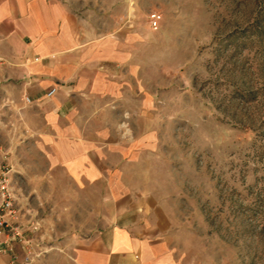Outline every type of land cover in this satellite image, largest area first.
<instances>
[{"label":"rangeland","instance_id":"rangeland-1","mask_svg":"<svg viewBox=\"0 0 264 264\" xmlns=\"http://www.w3.org/2000/svg\"><path fill=\"white\" fill-rule=\"evenodd\" d=\"M61 1L84 36L129 49L117 124L127 122L125 143L148 146L142 170L173 212L176 264H264V0ZM9 104L0 95L17 215L0 231V257L58 264L100 224L102 200L90 197L100 190L50 169L20 115L16 135Z\"/></svg>","mask_w":264,"mask_h":264},{"label":"crops","instance_id":"crops-1","mask_svg":"<svg viewBox=\"0 0 264 264\" xmlns=\"http://www.w3.org/2000/svg\"><path fill=\"white\" fill-rule=\"evenodd\" d=\"M130 66L124 44L84 36L61 0H0V95L16 135L20 115L27 144L50 169L80 191L99 188L90 197L104 206L100 224L74 239L58 264H176L179 257L173 212L142 170L148 146L115 132L131 97L123 74Z\"/></svg>","mask_w":264,"mask_h":264},{"label":"built area","instance_id":"built-area-1","mask_svg":"<svg viewBox=\"0 0 264 264\" xmlns=\"http://www.w3.org/2000/svg\"><path fill=\"white\" fill-rule=\"evenodd\" d=\"M53 93L54 89L51 88L45 93V97H49ZM6 102H8L6 99H2V106H5ZM24 102L28 104L29 100L25 98ZM122 117H125V115H122ZM116 132L119 140L123 142L130 141V133L125 120H121L117 124ZM6 156L7 152L3 148L0 141V231L13 223L17 215V210L13 205L12 168L7 164ZM9 229L12 231L13 236L19 237V233L16 231V228L10 227ZM11 257L14 256L12 255ZM10 264H15L14 258L11 259Z\"/></svg>","mask_w":264,"mask_h":264}]
</instances>
